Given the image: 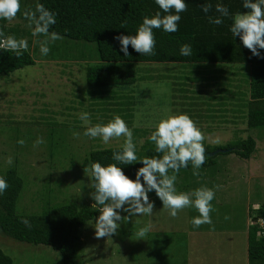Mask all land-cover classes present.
<instances>
[{"label":"rangeland","instance_id":"1","mask_svg":"<svg viewBox=\"0 0 264 264\" xmlns=\"http://www.w3.org/2000/svg\"><path fill=\"white\" fill-rule=\"evenodd\" d=\"M23 1L26 10L33 0ZM21 16L17 14L12 21L5 20V24L21 25ZM25 35L21 38L28 42L29 38ZM13 36L18 38L15 34ZM43 38L33 36L28 43L33 64L24 65L9 75H0V174L15 168L21 179L16 212L38 215L51 206L66 203L82 206L90 202L91 177L89 167L83 165L84 159L97 148L121 146L125 138H112L108 144H104L99 137L93 139L84 135L90 125L80 120V113L90 114L91 125L107 123L114 115H119L133 133L138 157L143 154L145 142L155 130V123L165 115L166 110L172 114L184 113L203 132L204 146L224 145L227 142L234 144L250 135L256 140V149L248 159L234 153L217 154L214 165L209 168L201 166L199 175H193V166L176 174L175 187L178 192L191 193L197 188L208 187L213 189L215 196L211 201L212 224L201 225L202 233L191 223L199 215L194 207L179 211L178 220H185L182 222L184 228L195 229V232H189L188 238L175 239L174 251L178 257L183 253L189 254L190 257H186L187 262L183 264H226V260L230 264H243L250 224V214L246 211L264 206V127H247L245 108L230 104L232 94H236L239 101L245 99V94L239 88L247 90L246 64L197 63L200 68L219 70L209 76L213 81L227 80L230 83L231 97L222 92V98L217 101L215 97L220 94L216 85L173 79V73L182 71L184 76V67L190 69L196 63H135L136 68L142 65L141 69L136 70L137 76L142 78L132 86L122 88L123 95L117 96L115 101L119 105L107 109L106 104L98 107L88 98L79 103L80 94H89L90 90L85 82L89 62L61 59L78 50L79 53H89L92 48L95 52V43L62 37L49 45L47 55H42L37 41ZM83 45L87 46V50H82ZM162 66L170 67V71ZM221 68L227 72H222ZM234 89L237 93L232 92ZM92 91L100 89L94 88ZM131 101L133 107L128 109ZM207 105L212 106L208 112L205 111V108H209ZM74 133H79V136H74ZM38 138L43 139L44 143L37 145ZM21 139L24 140L23 145L18 143ZM217 139L219 143L215 142ZM9 157L13 160L11 165L7 163ZM148 196L157 211L154 217L158 213L170 216L154 190ZM117 211L122 217L129 215L120 209ZM96 220L91 219L80 228L82 240L76 251L79 263L140 264L144 257V264L148 259L149 264H156V260L152 262L148 254L151 251L143 245H154L155 241H149L147 234L143 238L136 235L140 228L147 226L146 214L122 219L117 222V233L103 238L96 237ZM149 238H152V234ZM182 239H185V246L187 239L192 241L186 247L188 252L176 245ZM210 246L212 253L218 255L217 260L207 250ZM0 248L11 257L12 264H62L59 252L50 246L18 241L2 233ZM178 259L181 264L183 258Z\"/></svg>","mask_w":264,"mask_h":264},{"label":"trees","instance_id":"2","mask_svg":"<svg viewBox=\"0 0 264 264\" xmlns=\"http://www.w3.org/2000/svg\"><path fill=\"white\" fill-rule=\"evenodd\" d=\"M30 3L28 9L34 10L36 4L39 3L56 14V23L50 26L49 32H55L71 40L95 43V52L92 48L89 53H79L78 50L69 53L67 58H61L90 63L87 64L85 70V82L90 89L89 94L87 92L84 95L80 94L81 97L76 95L81 98L79 103L88 98L92 99L95 105L98 104V107L104 104L109 107L107 109L113 105L116 107L119 105L118 102H115L116 97L123 95L121 89L132 86L142 78L137 76L136 71L137 68L141 69L142 65L136 68L135 63L168 62L196 63L190 69L184 67V76L181 74L182 71L173 73V79L190 82L204 81L206 86L216 85L220 95L215 99L219 101L222 98V92L231 97L230 83H227V80L217 81L215 79L213 81L209 76L219 70L212 67H201V69L197 63H241L247 66L245 82L247 90L243 91L239 88V91L245 94V99L239 101V97L232 94L230 104L236 107L241 105L245 108L247 127H264V49H258L261 53L260 57L253 56L251 51L243 46L239 36H233L230 32L232 16L235 13L247 11L242 6L243 0H185L187 10L179 13L181 19L178 21L176 32L168 33L163 29H153L156 41L154 55L139 54L129 45L128 56H125L120 50L121 45L114 37L135 35L137 27L145 16L150 18L158 11L163 15L164 13L159 9L155 0H33ZM217 3H221L229 9V16L222 17L223 23L220 25L209 22L210 16L220 15L215 11ZM204 4L212 5V9L208 13L202 11ZM20 5L23 10H20L18 14L23 15L24 7L27 6L23 0H20ZM21 18L23 19L21 25L16 23L14 26H7L6 19H0V31L6 35L7 33L15 34L18 39L26 34L29 43L31 42L30 38L33 37V29L27 27L28 22L24 16ZM183 44L191 45V56L180 54V47ZM85 48L87 50V46L83 45L82 50ZM33 63L34 59L28 48L22 52L20 57H16L11 51L0 49V75H9L14 70ZM162 67L164 70L170 71V67ZM221 70L227 72L225 68H221ZM227 75L229 77V73ZM94 88H98L100 91L93 92ZM108 88L120 90H103ZM231 89L233 90V88ZM234 90L232 92L237 93L236 89ZM97 100L99 102L96 103ZM208 105L206 107H209ZM132 107L131 101L127 108L132 109ZM211 107L205 108V111L208 112ZM204 147L206 161L202 166L209 168L214 165V158L220 153H234L240 158L248 159L256 149V140L248 135L237 140L234 144L227 142L224 145ZM215 149H225V151L218 150L213 155H207L209 151ZM121 150L120 146L97 148L89 152L83 165L90 169L93 162H99L102 166L114 163L122 169L127 177L134 180L136 171L143 165L140 161L125 165L113 160V153ZM159 155L161 154L155 151V144L147 140L143 154L139 158ZM191 167L192 164L189 162L187 167L181 168L176 174L187 171ZM169 174L171 175L172 172L170 171ZM0 177H3L8 184L6 191L0 194V233L18 241L50 246L59 252L62 264H83L76 259L77 245L81 241L80 228L87 221L98 218L99 211L92 207L95 201L91 198L88 204L82 206L74 203L51 206L38 215L20 214L16 212L15 203L22 183L16 169L10 168L0 174ZM141 181H143L142 178ZM92 183L91 177V185ZM94 192L95 189L92 188L91 195ZM249 214L250 224L246 246L248 264H264V235L258 234L259 227L254 223L258 217L264 216V206H259L256 209L250 208ZM24 219L29 221L31 227H26L22 223ZM0 264H12L11 257L1 248Z\"/></svg>","mask_w":264,"mask_h":264},{"label":"clouds","instance_id":"3","mask_svg":"<svg viewBox=\"0 0 264 264\" xmlns=\"http://www.w3.org/2000/svg\"><path fill=\"white\" fill-rule=\"evenodd\" d=\"M155 3L162 10L163 15L158 11L150 18L145 16L137 27L135 35L114 37L119 41L120 50L125 56L129 55V45L139 54L154 55L156 41L153 29H163L168 33L178 30V21L181 19L179 13L187 10L185 0H155ZM242 6L247 11L238 12L232 16L230 32L233 36H239L243 46L250 50L253 56L260 57L261 53L258 49H264V0H243ZM211 9V4L202 5L204 13H208ZM20 10V0H0V19L12 21ZM215 11L220 15L210 16L209 22L220 25L223 23L222 17L229 16V9L217 3ZM23 16L28 22L27 27L33 29L32 35L44 37L37 43L41 54L47 55L50 51L49 45L62 39L59 34L49 32L50 26L56 23V14L38 3L34 10L26 9ZM27 48L26 39H18L0 31V49L11 51L16 57H20ZM180 54L191 56V45H181ZM79 118L85 125H90L84 133L90 138L99 137L104 144H108L112 138H125L120 146L122 150L113 153V160L125 165L140 161L143 165L136 171V178L133 180L127 177L117 164L109 163L106 166H102L99 162L91 164L88 171L93 180L91 187L95 189L91 195L95 201L92 207L99 211L95 223L97 238L115 235L119 228L117 222L122 219H129L137 214L151 215L154 205L149 200L148 193L153 190L171 217H177L178 212L187 207H194L199 215L192 219L193 227L212 224L210 213L213 211L211 201L215 196L213 189L200 187L187 193L178 192L175 187L176 173L181 168L187 167L191 162L193 175H199V169L206 161V150L203 144L205 136L196 122L187 114H172L170 110H166L165 115L155 123V130L149 136V140L155 144V151L161 155L143 158L137 156L133 133L119 115H114L107 123L95 125H91L90 114L87 112L80 113ZM74 136L78 137L79 133H74ZM215 142L219 143V139ZM18 143L23 145L24 140L21 139ZM42 143H44L43 139L38 138L36 144ZM12 162V158L9 157L7 163L11 165ZM7 188L6 180L0 177V194ZM117 209L127 212L128 217H122ZM22 223L26 227H31L26 219L22 220ZM149 228L150 225L140 228L136 235L140 238L145 237Z\"/></svg>","mask_w":264,"mask_h":264},{"label":"crops","instance_id":"4","mask_svg":"<svg viewBox=\"0 0 264 264\" xmlns=\"http://www.w3.org/2000/svg\"><path fill=\"white\" fill-rule=\"evenodd\" d=\"M155 212H157V211L154 210V208H153L152 214L146 215L147 216V226L150 225L149 231L147 233L148 239H149V241H150V239L152 241H155V244L154 245L145 244V243L143 244L145 248H148V250L151 251L148 254L151 255L152 262H153V260L154 261L156 260V264H180L178 258H183V262L181 264L187 262L186 257H190L189 254L183 253V256L178 257L177 253L174 251V249L176 248L174 246V244H175L174 241H175V239H180L181 237L189 235V232L190 233L195 232V229L184 228V224L182 222L183 221L185 222V220H183V221L178 220L179 212H178L177 217H175V218L168 216V215H165V214H161V213L156 214L154 217ZM246 212H248V214H249L248 209ZM249 222H250V220H249ZM142 224H144V223L142 222ZM246 226H247V223H246ZM196 229L199 233L203 232V228H199V227L197 228L196 227ZM151 234H152V238H149ZM187 238H188V236H187ZM81 240H82V238H81ZM182 240L183 241H181V243H179V245L177 243H176V245L180 246L181 249H184V250H186V252H188L186 247L190 246L192 241L187 239L186 240L187 244L185 246V241H184L185 239H182ZM203 247H204V244H203ZM208 249H209V251H211V246L209 248H207V250ZM172 250H173V252H172ZM211 253H212V251H211ZM245 255H246V259H244L243 264H248L247 251H246ZM153 256H154V259H153ZM217 256H215L213 254L212 257H215V259L217 260V258H216ZM149 261L150 260L148 259V262L145 264H149ZM144 262H145V258L142 257V261L140 264H144ZM84 264H89V263L85 262ZM210 264H211V262H210ZM226 264H230V263L226 260Z\"/></svg>","mask_w":264,"mask_h":264},{"label":"built area","instance_id":"5","mask_svg":"<svg viewBox=\"0 0 264 264\" xmlns=\"http://www.w3.org/2000/svg\"><path fill=\"white\" fill-rule=\"evenodd\" d=\"M256 208H258V207H256ZM256 208H254V209H256ZM254 223L259 227L258 234L264 235V216L258 217Z\"/></svg>","mask_w":264,"mask_h":264},{"label":"water","instance_id":"6","mask_svg":"<svg viewBox=\"0 0 264 264\" xmlns=\"http://www.w3.org/2000/svg\"><path fill=\"white\" fill-rule=\"evenodd\" d=\"M218 150L225 151V149H215V150H213V151H211V152H208L207 155H213V154H215Z\"/></svg>","mask_w":264,"mask_h":264}]
</instances>
